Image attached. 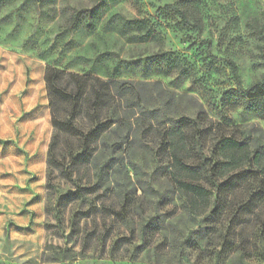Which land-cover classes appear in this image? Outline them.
<instances>
[{"label":"rangeland","instance_id":"obj_1","mask_svg":"<svg viewBox=\"0 0 264 264\" xmlns=\"http://www.w3.org/2000/svg\"><path fill=\"white\" fill-rule=\"evenodd\" d=\"M261 32L264 0H0V264H179V255L182 264H264V207L199 224L143 140L119 169L104 168L105 181L85 182L86 164L58 174L59 193L71 200L58 224L46 212L53 127L44 80L53 66L125 81L157 100L150 105L173 99V115L203 104L215 120L255 124L264 140V97L249 105L232 92L239 88L229 65L244 87L262 77ZM149 155L150 182L137 178L148 173L136 162ZM259 178L251 192L264 187ZM118 183L122 192L113 193ZM141 197L152 207L144 216Z\"/></svg>","mask_w":264,"mask_h":264},{"label":"trees","instance_id":"obj_2","mask_svg":"<svg viewBox=\"0 0 264 264\" xmlns=\"http://www.w3.org/2000/svg\"><path fill=\"white\" fill-rule=\"evenodd\" d=\"M128 1L135 6L139 4V0ZM175 12L183 22L191 24L186 11L175 9ZM136 20L144 22V19ZM196 25L201 28L200 23ZM152 32L148 29V33ZM260 37L259 48L264 57L263 32ZM229 65L239 88L232 92L248 98L249 105L258 103L264 97V74L244 87L235 62L230 61ZM44 80L53 127L47 150L49 204L46 212L53 211L58 224L63 223L65 209L71 202L67 195L59 193L58 174L66 175L69 169L73 175V169L92 164L101 148L110 149L97 174V183L105 181L111 173L104 168L123 166L136 140L150 146L155 159L163 166V173L166 170L163 175L169 179L170 192L183 201L189 215L200 216L199 224L227 211L264 207V187L251 192L260 175L264 177V140L253 134L258 130L255 124L237 125L226 119L215 120L203 104H199L194 114L173 115L169 112L173 99L162 100L161 105H150L149 102L157 100L150 101L138 86L125 81L104 80L53 66L46 67ZM163 113H168L160 121L166 130L154 147L147 142L154 131L149 121ZM130 124L136 126L130 127ZM105 136H110L114 143L110 145ZM111 191L119 194L122 185L112 186ZM239 194L242 197L237 198ZM163 197L158 191L156 202L162 204ZM72 224L77 223L72 221ZM182 245H179V253L183 252ZM178 263L182 264L180 255Z\"/></svg>","mask_w":264,"mask_h":264},{"label":"clouds","instance_id":"obj_3","mask_svg":"<svg viewBox=\"0 0 264 264\" xmlns=\"http://www.w3.org/2000/svg\"><path fill=\"white\" fill-rule=\"evenodd\" d=\"M168 115V113H163L161 116L155 120L149 121V123L153 126L154 131L152 133V136L147 141L148 143H152L154 147L158 146L159 138L163 135V132L166 130V126L162 127L160 124V121L165 119V117ZM130 127H135V124H130ZM147 125H145L146 127ZM87 128H85V132H87ZM105 139L108 140V143L111 145L114 143V140L110 136H105ZM110 154V149L105 150L103 148L100 149L95 155L96 159L93 161L92 164H90L87 168L80 169L79 175L80 176H86L85 182H88V179H91L93 182L97 178V173L99 171V168L103 166L105 160L108 158V155ZM123 155V153H122ZM136 162L141 165V171L144 173H148V175L137 177L139 179H143L146 181H151V172L153 171L155 167V161L152 156H147L146 159L137 158ZM166 162V161H165ZM125 169L127 168V164H125ZM74 179L76 177L74 176ZM145 201L142 208L138 209V213L140 216H144L145 214L151 213L152 207L148 201V198L141 197Z\"/></svg>","mask_w":264,"mask_h":264}]
</instances>
